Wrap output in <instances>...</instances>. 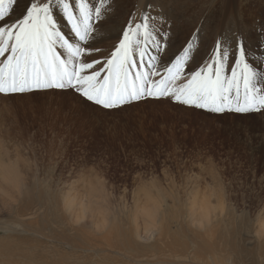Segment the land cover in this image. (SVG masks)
Wrapping results in <instances>:
<instances>
[{"label":"rangeland","instance_id":"374dc122","mask_svg":"<svg viewBox=\"0 0 264 264\" xmlns=\"http://www.w3.org/2000/svg\"><path fill=\"white\" fill-rule=\"evenodd\" d=\"M27 4L18 0L14 15ZM104 4L110 7L88 44L98 55L88 59L108 55L130 20L148 14L167 35L162 62L190 38H198L193 66L243 41L248 61L264 74V0ZM57 19L71 35L59 12ZM2 161L20 162L23 176L18 192H0V246L14 249V262L264 264V111L217 114L166 97L107 110L72 90L0 95ZM156 216L163 228L148 232ZM136 227L147 239L129 248L126 234ZM85 238L94 251L80 249ZM203 243L212 246L206 251Z\"/></svg>","mask_w":264,"mask_h":264},{"label":"snow or ice","instance_id":"6c2138e0","mask_svg":"<svg viewBox=\"0 0 264 264\" xmlns=\"http://www.w3.org/2000/svg\"><path fill=\"white\" fill-rule=\"evenodd\" d=\"M17 3L0 0V95L72 90L107 110L166 97L217 114L264 111V86L257 85L264 74L248 61L243 41L233 53L217 48L193 66L198 38H190L162 62L167 35L145 14L130 20L108 55L93 60L98 51L88 44L110 7L104 0L95 7L88 0H28L18 16Z\"/></svg>","mask_w":264,"mask_h":264},{"label":"bare ground","instance_id":"6f19581e","mask_svg":"<svg viewBox=\"0 0 264 264\" xmlns=\"http://www.w3.org/2000/svg\"><path fill=\"white\" fill-rule=\"evenodd\" d=\"M18 4V3H17ZM263 13H264V10L262 11ZM4 147V146H3ZM2 147V148H3ZM20 162H15V163H12V164H5L4 163V161H2V163L0 164V169H1V173H0V176H1V183H0V192L1 193H10V194H13L14 192H18L19 190H20V186H21V184H22V179H23V176H22V169L20 170V164H19ZM209 201V200H208ZM67 207L68 208H72V209H74L73 211L75 212V209H76V202H69V203H67ZM217 207V206H216ZM200 209H201V214H202V217H204V221H209V219L210 218H212L211 217V211H212V209L210 208V206L208 205V202L206 201V200H203L202 201V204H201V206H200ZM159 209H157L156 211H155V214L156 215H159L158 214V212L160 211H158ZM175 211V210H174ZM67 212H70V210H67ZM84 211H83V213H82V215H79L78 213L76 214L77 215V219L78 220H81V219H83V217H84ZM144 213V215H147L146 214V212H143ZM75 214V213H74ZM214 215V214H213ZM215 217V216H214ZM31 218V217H30ZM68 218V217H67ZM64 223V222H63ZM78 223V222H77ZM100 225V224H99ZM103 225V224H102ZM101 225V227H97V228H99V229H101L102 227L104 228V227H106L107 225H103L102 226ZM135 226H139V225H135ZM157 226V228H158V230L159 231H161L162 230V225H161V223H159V219H158V217L156 216V219H155V222H154V224H152V225H150V227H148L147 228V231L149 232V231H154V228ZM96 228V229H97ZM102 228V229H103ZM106 229V228H105ZM104 230V229H103ZM97 231V230H96ZM165 231V230H164ZM168 231H169V229H168ZM167 232V231H166ZM102 233V232H101ZM124 234H126V233H124ZM50 236V235H49ZM71 236V235H70ZM126 236H127V243H128V247L130 246L131 247V245H132V243H134L133 241H135V240H140V241H142V239H144V240H146L147 238H146V233L144 232V234H142V231L139 229V227H136V229H135V231L133 232L132 231V233H130V232H127V234H126ZM171 236V235H170ZM68 237V236H67ZM111 237H112V232L110 231V236H109V234H107V238L108 239H111ZM52 238V237H51ZM74 238V237H73ZM62 240V239H61ZM103 240V239H102ZM143 240V241H144ZM206 240V239H205ZM211 240V239H210ZM70 241V240H69ZM90 241V239H87V238H85V246L84 247H80V249H83V250H85V251H94V243L92 242V243H90L89 242ZM99 241V240H98ZM175 241V240H174ZM71 242V241H70ZM108 242V241H107ZM9 243V242H8ZM24 243V242H23ZM72 243V242H71ZM109 243H110V241H109ZM131 243V244H130ZM3 244V243H2ZM1 244V245H2ZM5 244V247L2 245V246H0V264H23L24 262H26V261H22L21 259V261L22 262H14V261H12V259L14 258V256H15V254L13 255V250H12V248L11 247H9V245H7L6 246V243H4ZM10 245L12 244V242H10L9 243ZM14 244H17V243H15L14 242ZM67 244H70V243H67ZM72 244H74V243H72ZM13 245V244H12ZM22 245V244H21ZM204 245V243L201 245V246H203ZM25 246V245H24ZM104 246V245H103ZM135 246V245H134ZM207 246H209V247H211L212 245H207ZM206 246V247H207ZM214 246V245H213ZM13 247V246H12ZM129 247V248H130ZM205 247V245H204V248H206ZM15 249H16V247H14ZM26 248V247H25ZM57 248V247H56ZM184 248V247H183ZM203 248V247H202ZM213 248V247H212ZM215 248V247H214ZM213 248V249H214ZM20 249V248H19ZM207 249H208V247L206 248V251H207ZM211 249V248H210ZM213 249H211V250H213ZM23 250V249H22ZM185 250V249H184ZM197 250V249H196ZM201 249H199V251H200ZM210 250V251H211ZM215 250H216V248H215ZM202 251V250H201ZM200 251V252H201ZM210 251H208V254H209V252ZM214 251V250H213ZM31 252V251H30ZM49 252V251H48ZM55 252V251H54ZM179 252V251H178ZM198 252V251H197ZM200 252H199V254H200ZM202 252H204V251H202ZM216 252H218V250H216ZM6 253H9L8 255H6ZM17 253V252H16ZM212 253H214V252H212ZM56 254V253H55ZM198 254V253H197ZM197 254H196V256H197ZM202 254H204V253H202ZM17 255V254H16ZM54 255V254H53ZM141 255V254H140ZM143 255V254H142ZM201 255V254H200ZM200 255H198L197 257H199V258H201L200 257ZM212 255V254H211ZM213 255H217V254H213ZM18 256V255H17ZM28 256V255H27ZM69 256V255H68ZM90 256V255H89ZM34 257V256H33ZM218 257H221V256H219V254H218ZM211 257H209V259H210ZM213 259H214V257H213ZM19 260V261H20ZM215 260V259H214ZM221 260V259H220ZM139 261V260H138ZM39 262V261H38ZM44 263L43 264H58V261L56 260V259H53V261L51 262V260H44L43 261ZM28 263V262H27ZM26 263V264H27ZM31 263V262H30ZM208 263H209V261H208ZM25 264V263H24ZM64 264H66L65 262H64Z\"/></svg>","mask_w":264,"mask_h":264}]
</instances>
